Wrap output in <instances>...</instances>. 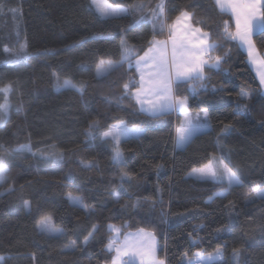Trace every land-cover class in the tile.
<instances>
[{"label":"trees","instance_id":"trees-1","mask_svg":"<svg viewBox=\"0 0 264 264\" xmlns=\"http://www.w3.org/2000/svg\"><path fill=\"white\" fill-rule=\"evenodd\" d=\"M121 2L128 6L136 0ZM159 2L144 0L145 12ZM164 3L166 24L181 10L194 13L192 25L202 27L211 40L222 45L212 53L223 58L221 69L206 71L207 90L191 97L193 113L208 110L212 130L184 148L175 145L177 114L153 117L139 111L134 99H119L124 82L134 78L138 83L127 62L96 75L99 58L121 60L122 34L130 45L146 46L153 35L150 20L136 25L139 14L134 11L119 19H101L90 0H0V87L14 84L8 96V115L0 117V143L8 150L4 153L7 179L0 182V192H4L0 195L3 264H34L32 253L35 264H108L113 255L105 250L112 235L109 224L121 227L122 234L141 228L154 231L157 256L166 264H181L185 253L191 257L198 249L212 253L217 248L222 258L213 264H237L234 247L241 249L239 264H264V199L245 202L253 186H264V96L245 53L236 41L221 34L223 22L231 19L229 14L221 13L212 0ZM167 35L165 28L157 39ZM252 39L264 55V31L253 33ZM6 47L12 53L26 47L28 59L9 62ZM57 77L61 82L83 83V92L58 90ZM242 89L251 94L249 111L237 113ZM180 92L188 94L187 86ZM93 121L100 126L95 139L86 134ZM116 121L141 129L121 144L123 165L111 159L114 142L99 137V131ZM222 122L233 126L220 141L223 151L217 146ZM20 145H29L31 150L14 151ZM53 151L63 152L64 159L52 158L49 153ZM212 154H227L242 176V186L229 189L223 197L214 193L224 191L226 183L189 175ZM158 164L163 167L157 172ZM122 171L131 174V183L127 179L123 183L132 195L131 199L121 195L116 202L110 193L121 183ZM9 186L14 188L11 193L5 192ZM68 193L83 197L94 215L89 217L84 209L70 204ZM137 198L141 206L131 207ZM25 201L31 203L30 209L25 208ZM229 201L232 207H226ZM161 209L167 212V222ZM45 211L52 213L56 227L65 230L64 236L49 237L34 229ZM93 223L100 225L95 239L76 251H62L70 240L81 245ZM220 228L228 231L217 234ZM196 234L201 243L193 246L191 238Z\"/></svg>","mask_w":264,"mask_h":264},{"label":"snow or ice","instance_id":"snow-or-ice-1","mask_svg":"<svg viewBox=\"0 0 264 264\" xmlns=\"http://www.w3.org/2000/svg\"><path fill=\"white\" fill-rule=\"evenodd\" d=\"M214 3L221 13L228 14L230 12L234 18V31L232 30V19L225 20L221 34L224 37H230L233 41H238L241 47L247 48L249 60L256 66L260 87L264 89V59H258L252 39L255 30L264 31V0H248L243 5V9L238 0H214ZM90 6L95 9L96 14L101 19H119L131 15L134 11L139 14L136 25L146 19L150 20L153 25V35L151 39L147 40L146 46L130 45L122 34L121 60L114 62L111 59L101 57L96 62L97 76L119 69L125 62L128 63L129 69H131L134 62L136 71L140 74L139 82L137 83L134 78L124 82L122 85L123 92L119 99H134L136 104L140 105L141 112L153 117L177 114L180 119L174 140L178 148L186 147L199 135L212 130L208 110L201 108L199 112L193 113L191 110V97L199 95L201 90H207L206 81L208 77L206 71L213 69L219 71L221 69L223 58L219 55L213 56L212 53L222 45L211 40L210 34L205 32L202 27L192 26L190 22L194 17V13L181 10L172 24H166L164 0H160L154 8H149L147 13L145 9L148 6L144 3V0H136L128 6H125L121 0H90ZM257 12H259V16H257ZM165 28L168 29L169 33L167 39H157V35L163 34ZM121 32L123 33L124 30L122 29ZM169 48L171 51L170 56ZM4 50L11 56L9 61L11 63H19L28 59L26 47H21L14 53L10 52L7 47ZM141 52H143L142 55ZM227 54L226 52L225 55ZM184 85L187 86L188 94H181L180 92L181 87ZM61 88H74L82 93L84 85L83 83L80 85L74 84L69 79H64L61 82L57 77V89L60 90ZM13 90L14 84L12 82L0 87V93L4 94V102L0 103V117L8 115L10 107L8 96ZM213 91H223V89L213 88ZM261 95L264 96V92H261ZM250 98L251 94L248 91L243 89L240 91L236 104L237 113L249 111L247 102ZM99 127L97 122H90L88 125L90 131L86 134L95 139ZM140 131L139 128L129 127L124 121H116L108 125L106 130L99 131V137L105 142H114L111 159L114 163L123 165L124 156L120 146L128 138L139 135ZM232 131L233 126L230 123L222 122V127L217 134V146L221 151H223V145L220 141ZM26 147L31 150L29 145H20L14 151ZM7 152L8 150L0 143V182H5L7 179L8 165L4 156V153ZM40 154L44 155L43 152ZM49 155L56 160L64 159L63 152L53 151ZM91 166V164L86 165V167ZM162 167L163 165H156L157 172ZM189 175L198 180H211L221 185L226 183L227 187L224 191L214 193V196L223 197L229 189L242 186L240 169L232 165L227 154L221 156L212 154L207 163L201 164L199 167H193ZM126 179L131 183V174L122 171L120 175L121 183L115 186L110 193L116 202H119L121 195H126L131 199L132 194L128 188L124 187L123 182ZM12 191H14L12 186L5 189V192L8 193ZM157 192H161L159 187ZM3 194L4 192H0V195ZM67 199L74 207L84 209L89 217L94 215V209L85 204L83 197L68 193ZM212 199L213 197L210 196L209 202ZM256 199H264V186H253L246 194L245 202L251 203ZM141 203L142 200L137 198L131 207L137 208L141 206ZM24 204L26 209L31 208L29 201H25ZM232 206L233 202L229 201L226 207ZM153 207H155L154 204ZM160 215L167 222V212L161 209ZM203 227V225L197 226V228ZM34 229L49 237H61L65 234L63 228L54 225L52 213L49 211L42 212L35 221ZM99 229L100 225L93 223L87 234L83 236L81 245H78L75 240H70L63 246L62 251H76L79 247L86 246L95 239ZM107 230L112 234L105 245V250L108 253H113L111 264H166L165 260L156 255L159 245L154 231L141 228L134 234H125L123 240H121V227L109 224ZM261 230L264 231V225H261ZM225 231H228V229H217V234ZM200 243L201 238L199 235H193L191 244L197 246ZM31 255L35 264V253ZM240 255L241 249L234 247L232 256L237 264H239ZM218 258H222V252L219 248L212 253H205L203 250L198 249L191 257H188L185 253L181 264H213ZM3 260L4 257L0 256V264H3Z\"/></svg>","mask_w":264,"mask_h":264},{"label":"crops","instance_id":"crops-1","mask_svg":"<svg viewBox=\"0 0 264 264\" xmlns=\"http://www.w3.org/2000/svg\"><path fill=\"white\" fill-rule=\"evenodd\" d=\"M212 1L214 2V0H212ZM238 2H239V4H246V3L248 2V0H238ZM214 4H215V3H214ZM242 6H243V5H242ZM229 13H230V12H229ZM175 19H176V18H175ZM175 19H174V20H175ZM172 23H173V22H172ZM172 23H171V24H172ZM190 23H191V22H190ZM233 23H234V18H233ZM254 23H255V21H254ZM191 24H192V23H191ZM192 26H193V25H192ZM193 27H195V26H193ZM255 31H257V30H255ZM255 31H254V32H255ZM254 32H253V33H254ZM168 34H169V33H168ZM167 37H168V35H167ZM236 43H237V45L239 46V48L245 53L247 64H248V66L250 67V69L252 70V72H253V74H254V76H255V78H256L258 84H259V78H258L257 73H256V66L253 65V64L250 62L249 57H248V54H247V48H246V47H241V45L239 44L238 41H236ZM255 50H256V53H257L258 59H264V55H261V54L257 51L256 47H255ZM259 86H260V84H259ZM260 89H261V87H260ZM261 91L264 92V89H261ZM137 231H138V230H136V231H130V232H126V233H124V234L121 236V240H123L125 234H129V233L134 234V233H136ZM156 241H157V240H156ZM156 255H157V253H156ZM111 259H112V258H111ZM108 264H111V260H110V262H109Z\"/></svg>","mask_w":264,"mask_h":264},{"label":"rangeland","instance_id":"rangeland-1","mask_svg":"<svg viewBox=\"0 0 264 264\" xmlns=\"http://www.w3.org/2000/svg\"><path fill=\"white\" fill-rule=\"evenodd\" d=\"M241 5V8L243 9V6L242 5H244V4H240ZM229 15H230V18L232 19V21H233V17H232V15H231V13H228ZM257 16H259V12H257ZM175 20H173L172 22H174ZM233 25V31H234V23L232 24ZM196 27V26H195ZM257 31H260V30H257ZM257 31H255V32H257ZM254 32V33H255ZM164 39H167V37H165V38H161V40H164ZM143 54V53H142ZM141 54V55H142ZM170 54H171V51H170V48H169V56H170ZM214 56V55H213ZM8 59H9V61L11 60V56L9 55L8 56ZM133 68H134V70H135V73L137 74V79H138V82H139V76H140V74L136 71V68H135V66H134V62H133ZM55 87L57 88V84H55ZM135 101V100H134ZM135 104H136V102H135ZM136 106H137V109L139 110V111H141V109H140V105H138V104H136ZM147 114V113H146ZM179 119H180V117H179ZM178 123H179V121H178ZM178 127V125L176 126V128ZM175 134H176V129H175ZM126 233V232H125ZM123 235V234H122ZM121 235V236H122ZM121 236H120V239H121Z\"/></svg>","mask_w":264,"mask_h":264}]
</instances>
